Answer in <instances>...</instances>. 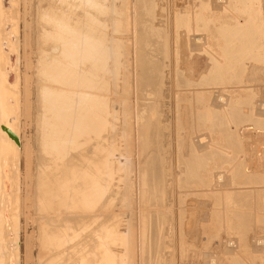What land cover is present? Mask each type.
Returning <instances> with one entry per match:
<instances>
[{
  "label": "bare ground",
  "instance_id": "obj_1",
  "mask_svg": "<svg viewBox=\"0 0 264 264\" xmlns=\"http://www.w3.org/2000/svg\"><path fill=\"white\" fill-rule=\"evenodd\" d=\"M37 4L38 264H176L173 151L170 131L160 127L169 122L171 110L169 0H39ZM251 34L242 39L243 48L259 39L251 42L250 36L256 38ZM179 52V68L189 79L198 80L208 70L205 55H189L184 32ZM21 66L22 0H0V264H20ZM145 93L152 94L157 104L161 99L155 107L161 112L160 123L145 115L138 131V199L143 210L137 218L134 202V226L135 108L140 111V104H145L138 102L146 99ZM181 109L186 155L190 121L186 106ZM255 114H264V103ZM238 134L243 139L245 170L264 171V130L246 124ZM202 143L201 138L198 149ZM185 205V241L199 247L200 224L209 220L212 201L189 197Z\"/></svg>",
  "mask_w": 264,
  "mask_h": 264
},
{
  "label": "rangeland",
  "instance_id": "obj_2",
  "mask_svg": "<svg viewBox=\"0 0 264 264\" xmlns=\"http://www.w3.org/2000/svg\"><path fill=\"white\" fill-rule=\"evenodd\" d=\"M36 2L38 3L39 0H22V154L19 170L23 190L22 217H20L23 230L21 228L19 239L20 264H38L39 251L38 234H36L39 221L38 203L34 202L36 167L39 160V130L36 123L38 110L37 106L35 107L36 90L39 85L35 73L38 52L35 45L34 21L39 11ZM131 2L132 0H129V3ZM169 2L170 120L160 123L161 109L155 107L160 105L161 99H158L157 104L152 94L145 93L146 99L138 100L139 104L142 102L147 106L138 105L140 111L135 108L134 147L137 187L133 175L131 197L135 212L131 210L132 223L135 226L136 203L137 218L143 210L138 199L140 191L138 131L146 115L153 123L161 124L162 132L169 130L171 134L176 264H264V171L245 170L243 139L238 134V129L246 124L264 130V114H255L257 107L264 103V0H224L223 2L222 0H169ZM250 25H254L256 29ZM221 28H223L222 32ZM254 29L262 32H258L259 30L255 32ZM246 30L252 31V34ZM181 32H184L189 55L198 53L208 58L209 68L198 80L189 79L179 68ZM242 32H245L244 36L248 39V34L256 36V38L250 36L251 42L259 38L253 42L255 45L259 43L256 47L260 52L256 51L254 44L243 48ZM234 36L243 40L238 41ZM196 39H199L198 43L195 42ZM234 44L238 46L235 47ZM249 48L252 50L250 51ZM238 49L244 51L245 55ZM234 56L240 57L235 59ZM237 64L239 66L235 67ZM182 105L186 106L190 121L186 155L183 154L186 130L183 124ZM201 138L203 147L199 150L198 140ZM189 197L212 201L209 220L200 224L202 236L199 247L186 242L183 233L185 201ZM159 208L163 209V207ZM159 208L155 207V209ZM137 227L139 242L138 219ZM139 263H141L140 246Z\"/></svg>",
  "mask_w": 264,
  "mask_h": 264
}]
</instances>
